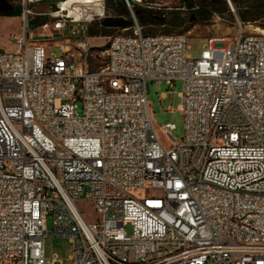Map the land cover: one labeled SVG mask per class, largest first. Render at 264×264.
I'll use <instances>...</instances> for the list:
<instances>
[{"label":"built area","instance_id":"1","mask_svg":"<svg viewBox=\"0 0 264 264\" xmlns=\"http://www.w3.org/2000/svg\"><path fill=\"white\" fill-rule=\"evenodd\" d=\"M6 1L26 17L44 0ZM67 1L62 55L49 36L0 48V264H264V30L192 58L188 34L133 17L99 48ZM177 80L185 137L168 123L165 143L149 84ZM49 217L74 243L66 260L47 253Z\"/></svg>","mask_w":264,"mask_h":264},{"label":"rangeland","instance_id":"2","mask_svg":"<svg viewBox=\"0 0 264 264\" xmlns=\"http://www.w3.org/2000/svg\"><path fill=\"white\" fill-rule=\"evenodd\" d=\"M62 0H44L30 6V12L24 17L7 15L8 12L0 13V48L11 50L16 47V43L10 40L12 35L29 36L37 38H48L49 55H62L61 43L71 37V26L66 25L64 30L56 29L61 20L59 5ZM196 3L192 7L185 0H153L146 4L134 3L131 6L127 1H122L123 16L126 18H136L145 32L162 34L174 32L178 34H188L191 49L189 54L192 58H199L207 39L211 36H225L234 38L243 30L245 33L264 30V10L256 14L254 21L251 16L245 20L242 18V11L247 4L242 3L237 7L233 0H228L229 11L205 12L207 8L205 0H194ZM221 1V0H213ZM20 8V6H16ZM264 8V6H263ZM23 13V12H22ZM107 16L117 17L113 12L107 11L105 1V16H95L84 26L86 35L90 37V45L102 48L106 46L110 37L121 32V28L106 27L103 20ZM171 18V23H163L165 19ZM48 25V26H46ZM90 68L99 69L105 65L106 58L90 59ZM183 89V81L177 80L173 85L167 83L149 84L150 108L153 121L159 128L162 140L167 143V137L162 133L161 127L168 123L176 124L174 132L177 139L185 137L186 122L183 112L179 109L182 98L180 92ZM89 218L95 215L92 206L87 202H82ZM48 233L46 236V249L49 256H57L60 260L68 259L74 252V243L70 238L58 237L55 234L53 217H49L47 223ZM129 233L133 232L131 225L127 226ZM56 264H62L61 261ZM209 264H216L210 261Z\"/></svg>","mask_w":264,"mask_h":264},{"label":"trees","instance_id":"3","mask_svg":"<svg viewBox=\"0 0 264 264\" xmlns=\"http://www.w3.org/2000/svg\"><path fill=\"white\" fill-rule=\"evenodd\" d=\"M122 1L124 0H106V7L107 11L113 12L116 16H123V9L121 7ZM207 8L204 10L205 12L213 14L214 12H221V11H229L230 6L228 4V0H221V1H213V0H205ZM185 2L189 3L192 7L196 3L194 0H185ZM233 3L240 7L242 3H246V9L242 11V18L247 20L248 16H251L254 21H257L258 18H255L256 14L260 13L264 10V0H233ZM7 15H14L20 16L22 15V9L17 8L16 6L13 7L11 11H8ZM163 23H171L173 20L171 18H167L163 20ZM146 34H154L152 32H145ZM166 33H174V32H166Z\"/></svg>","mask_w":264,"mask_h":264},{"label":"bare ground","instance_id":"4","mask_svg":"<svg viewBox=\"0 0 264 264\" xmlns=\"http://www.w3.org/2000/svg\"><path fill=\"white\" fill-rule=\"evenodd\" d=\"M63 9L88 21L93 20L94 16L103 15L101 0H69L63 4Z\"/></svg>","mask_w":264,"mask_h":264},{"label":"water","instance_id":"5","mask_svg":"<svg viewBox=\"0 0 264 264\" xmlns=\"http://www.w3.org/2000/svg\"><path fill=\"white\" fill-rule=\"evenodd\" d=\"M13 5L6 0H0V13L8 12L13 9ZM133 20L126 18L124 16H107L103 20V25L106 27H116V28H127L130 27Z\"/></svg>","mask_w":264,"mask_h":264}]
</instances>
